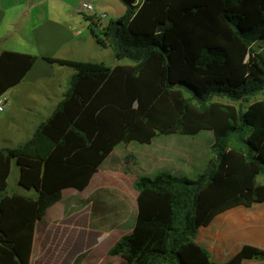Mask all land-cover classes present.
<instances>
[{
  "label": "trees",
  "instance_id": "obj_1",
  "mask_svg": "<svg viewBox=\"0 0 264 264\" xmlns=\"http://www.w3.org/2000/svg\"><path fill=\"white\" fill-rule=\"evenodd\" d=\"M124 16L96 34L116 65L44 57L74 70L62 99L32 137L0 154L19 168L0 187V264H30L35 225L62 199L83 191L118 145L210 132L211 157L195 180L138 176L134 225L108 252L123 264H216L195 242L200 227L238 206L264 201V0H121ZM34 55L0 52V96L18 84ZM128 61L122 65L119 62ZM264 261L243 246L226 264ZM77 263V260H76Z\"/></svg>",
  "mask_w": 264,
  "mask_h": 264
},
{
  "label": "crops",
  "instance_id": "obj_2",
  "mask_svg": "<svg viewBox=\"0 0 264 264\" xmlns=\"http://www.w3.org/2000/svg\"><path fill=\"white\" fill-rule=\"evenodd\" d=\"M102 2L103 0H0V52H16L37 57L23 79L0 96V101L5 104L4 110L0 112V149L14 148L28 141L39 124L51 115L68 87L74 70L49 63L44 57L87 61L85 55L88 47L97 46L103 50H111L98 46L90 32V28H93L96 34H100L110 21L119 20L120 14L104 13L105 6ZM85 3L93 6V15L82 11ZM100 14H106V18L96 20V16ZM80 16L85 18L87 24L81 21ZM123 62L119 64H127ZM155 140L149 145L140 146L145 153L140 163L147 168L138 176H147V172L157 161L168 160L169 157H176L179 164L185 165L195 160L197 149L193 148L192 140L176 144V149L174 146L170 147L171 152L162 143L156 144ZM115 149L116 147L81 192L92 188L91 191L89 189L91 193L86 195L87 198L93 192L106 188L115 189L126 196L130 194V198L135 193L136 205L137 193L133 183L138 176L132 179L128 187L129 179L123 176L127 173L107 164ZM12 175L14 176L10 182ZM18 179L19 168L14 160L0 154V187L4 186L9 195L35 198V191L22 188ZM78 192L74 194L72 188L64 189L62 199L50 207L43 219L36 223L30 264H34L35 242L41 224L49 230H56L55 241L58 248L53 253L42 250L38 264L125 263L123 257L110 256L108 252L123 236L131 233L134 217L133 225L129 229L115 227L106 231L104 227H91V212L78 215L76 211L65 216L63 201L70 198L69 204L72 201L70 206L73 207V198L77 196V200H80L78 204L85 199L79 197L80 191ZM58 204H62L61 210L56 206ZM46 215L50 217L47 219ZM123 222L120 218L114 223L121 225ZM195 242L206 250L216 264H226L245 245L264 250V201L250 207L238 206L216 215L209 225L197 230ZM242 264H264V261L247 260Z\"/></svg>",
  "mask_w": 264,
  "mask_h": 264
},
{
  "label": "rangeland",
  "instance_id": "obj_3",
  "mask_svg": "<svg viewBox=\"0 0 264 264\" xmlns=\"http://www.w3.org/2000/svg\"><path fill=\"white\" fill-rule=\"evenodd\" d=\"M102 3L105 6L104 13H106L107 15H111V13L117 15L120 14L119 19L124 16L126 6L121 0H103ZM80 18L83 23L87 24V21L83 16H80ZM85 57L87 61L98 63L102 62L110 67H113L116 63L111 50H103L97 46L93 48H86ZM123 63L129 64L128 61H124ZM261 100H264V90L251 97L248 102H231L224 98H213V101L215 102L234 105L236 107H238L239 105L246 107L252 102ZM190 140H192L191 142L193 148L197 149L194 161L192 160L189 165H185L184 163L179 164L176 157H169L168 160L157 161L155 163V166L149 172H147V176L153 177L159 173H169L177 177H186L188 179L195 180L197 178V175L205 169V165L208 159L211 157V146L213 142L210 132L204 131L196 135L195 137L162 135L157 137L155 143H162L161 145L166 150L170 151V147L174 146V148L176 149V144L183 141L188 142ZM173 142L174 144H172ZM140 146L142 145L136 143H131L126 146L119 145L118 147H116L113 156H111L109 158V161H107V164L109 163L112 168L118 169V171L122 173H127L123 176L127 180L129 179L128 187L132 179L140 175V173H143L142 171L147 168L145 164L142 165L140 163V159L143 158L145 154L142 151L143 147ZM13 176L14 175L11 176L10 182L12 181ZM257 183L264 185V174L258 176ZM89 189L90 191L92 190V188ZM89 189L86 192H80L79 194V197L83 199L85 198L83 202H80L78 204L79 199L77 200V196L76 198H73V207H71L72 201L69 204L71 200L70 198L63 201L65 216H68L70 215V213L76 211L78 215H86L87 212H91V227H104L106 231H109L111 228L115 227L129 229L133 225V217L136 206L134 199L135 193H133V197L130 198L128 197L130 196V194H127L128 196H126L125 194L117 192L115 189L106 188L105 190L99 189L98 191L93 192L92 195L87 198L86 195L91 193ZM72 191L74 192V194L79 193L78 191L73 189ZM133 192L135 191L133 190ZM56 206L61 210L62 204H58ZM58 215H60V213L57 214V216ZM46 216L47 219L50 217L49 215ZM120 218L123 219L124 222L121 225L115 224V220ZM55 231L56 230L54 228L53 230H49V228L47 229L42 224L41 226L39 225L34 249V264H38L39 254L42 252V250H45L47 253H53L58 248L57 242L55 241Z\"/></svg>",
  "mask_w": 264,
  "mask_h": 264
},
{
  "label": "built area",
  "instance_id": "obj_4",
  "mask_svg": "<svg viewBox=\"0 0 264 264\" xmlns=\"http://www.w3.org/2000/svg\"><path fill=\"white\" fill-rule=\"evenodd\" d=\"M82 11L87 13V14H94V9L93 6L90 3H85L82 5ZM106 18V14H100L99 16H96V20H104ZM4 102L0 101V112L4 110Z\"/></svg>",
  "mask_w": 264,
  "mask_h": 264
}]
</instances>
